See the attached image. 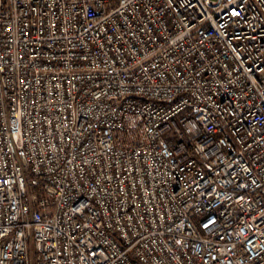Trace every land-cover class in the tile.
Instances as JSON below:
<instances>
[{
    "label": "built area",
    "instance_id": "built-area-1",
    "mask_svg": "<svg viewBox=\"0 0 264 264\" xmlns=\"http://www.w3.org/2000/svg\"><path fill=\"white\" fill-rule=\"evenodd\" d=\"M0 264H264V0H0Z\"/></svg>",
    "mask_w": 264,
    "mask_h": 264
}]
</instances>
